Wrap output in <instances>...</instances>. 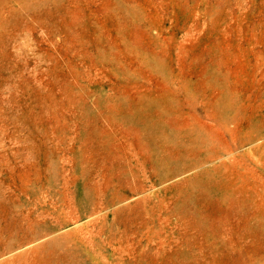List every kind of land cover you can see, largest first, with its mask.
I'll return each mask as SVG.
<instances>
[{
	"label": "rangeland",
	"instance_id": "rangeland-1",
	"mask_svg": "<svg viewBox=\"0 0 264 264\" xmlns=\"http://www.w3.org/2000/svg\"><path fill=\"white\" fill-rule=\"evenodd\" d=\"M0 264H264V0H0Z\"/></svg>",
	"mask_w": 264,
	"mask_h": 264
}]
</instances>
